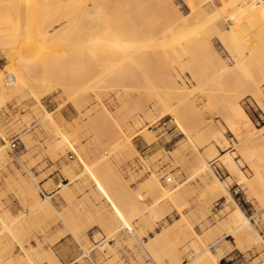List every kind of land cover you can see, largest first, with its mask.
<instances>
[{"label": "rangeland", "instance_id": "rangeland-1", "mask_svg": "<svg viewBox=\"0 0 264 264\" xmlns=\"http://www.w3.org/2000/svg\"><path fill=\"white\" fill-rule=\"evenodd\" d=\"M78 1L52 2L68 12L63 13L67 21L53 26L67 22L61 35L70 36L63 47L0 46L6 80L9 74L14 82L18 77L11 71L10 52L29 64L33 79L20 91H3L0 85V264H198L194 260L203 248L212 257L223 252L221 264H264V128L259 129L264 110L251 95L231 93L229 81H216L222 70L199 42L211 34L213 47L234 63L218 38L241 20L234 3L193 0L197 9L190 0H174L179 9L174 11L163 2L155 8L158 0L142 5L143 0H117L122 5L115 3L114 15L119 7L130 12L119 9L122 14L115 16L121 23L105 15L89 19L83 11L87 14L92 0ZM44 12L37 16L46 18ZM127 21L135 22L133 27ZM124 47L132 53L124 54ZM43 80L58 89L38 99L30 87ZM21 91H28L27 98ZM261 91L264 101V83ZM236 105L245 118L235 112ZM64 108L74 117L63 118ZM165 109L178 111L183 128ZM227 151L236 167L220 159ZM157 181L168 195L159 209L142 214V206L163 192ZM237 203L258 231L242 247L235 235H225Z\"/></svg>", "mask_w": 264, "mask_h": 264}, {"label": "bare ground", "instance_id": "bare-ground-1", "mask_svg": "<svg viewBox=\"0 0 264 264\" xmlns=\"http://www.w3.org/2000/svg\"><path fill=\"white\" fill-rule=\"evenodd\" d=\"M55 0H0V46L2 47H9V48H17V47H27V48H32V49H39L38 51H41L44 50V49H52L54 48L55 46H64L66 43H67V39L69 38L68 36H62L61 35V31H63V27L67 24L63 23L62 25L60 24V26L58 28H53L54 25L60 23L62 21V18L67 21L64 17L66 16L65 14L68 15V12L65 13V10L63 11L62 8L61 11L62 12V16H61V11H59V9H57L52 2H54ZM56 1H59V0H56ZM78 1V0H77ZM83 1L85 2V4L87 3L86 0H79L78 2L80 3H83ZM90 1V0H88ZM105 1H108V0H104L103 3ZM111 1L112 4V8H111V3L109 4L108 7H106L107 3H109ZM108 1L107 3L105 2V6L103 5L102 0L100 2V0H92V5L89 7V10L87 11V14H85V11H83L84 15H89V17H103L104 15L110 20V19H114V17H117L115 15H119L120 13L122 14V11L121 10H128L126 6H128V3L129 1L131 2V0H129L128 2H126L127 4L123 5L124 7L126 8H118V14L115 13L114 15V6H115V3L117 4V7H118V3L121 2V1H118L117 3V0H110ZM125 1V0H124ZM123 1V2H124ZM127 1V0H126ZM133 1V0H132ZM141 1V0H139ZM145 0H143V2L141 3V5L144 2ZM156 1V0H155ZM159 2L158 5L155 4V8L156 6H163L162 3L160 4V2H163L164 3H168L170 4L169 6H171V8L174 10V11H178L179 9H177L175 6V1L174 0H158ZM189 1V0H188ZM206 1V0H205ZM234 5L236 6L237 10L240 12L241 14V20L237 23H234L232 24L229 28H228V31H226V33L224 34H221L219 35V40L221 41V43L223 44V47L225 48V50L234 57V63L233 64H230L222 55L221 53L217 52V50L215 49V47H213L212 43H211V37L213 38V36H211V34H208L206 32V37H203L201 41H199L200 43H204L206 45V48L207 50L209 51V53L207 52V54H212L214 57V61L215 63H218L220 69L222 70V72L218 73L217 76L215 77L216 81H221L223 82L224 80L226 81H229L230 84H231V89L232 92L231 93H239L241 96H244V95H251L258 103V105L264 110V101L262 100V91H261V85L264 83V0H231ZM65 2V1H64ZM62 3V5L66 4L67 2L65 3ZM75 2V1H73ZM72 2V3H73ZM78 2L76 4H78ZM134 2H136L134 0ZM133 2V3H134ZM138 2V0H137ZM151 2V0H150ZM153 2V1H152ZM186 2V1H185ZM191 3H193L192 6H194V2L196 1H189ZM201 2V1H200ZM204 2V1H203ZM202 2V3H203ZM50 3H52L53 6L50 5ZM59 3V2H58ZM140 3V2H139ZM147 3V2H146ZM156 3V2H154ZM153 3V4H154ZM198 3V1H197ZM61 4V3H60ZM68 4L71 5V3L69 2ZM67 4V5H68ZM88 4V3H87ZM132 3H130V6L131 8L135 6V4L131 5ZM138 4V3H136ZM151 4V3H150ZM196 4V3H195ZM69 5V6H70ZM119 5H122V3ZM200 5V4H199ZM56 6H59V4H56ZM76 6V5H75ZM165 6V5H164ZM198 4H196L194 7H197ZM68 7V6H67ZM152 6H150L149 8H151ZM168 7V5L166 6ZM165 7V8H166ZM199 7V6H198ZM197 7V9H198ZM70 8V7H69ZM68 8V10H69ZM75 7H72V10L74 9ZM85 8H87L85 6ZM111 8V9H110ZM130 8V7H128ZM130 8V9H131ZM140 8L142 9V6H140ZM144 8V6H143ZM159 8H161L159 6ZM164 8V7H163ZM63 9H65V7L63 6ZM111 11H110V10ZM121 9V10H119ZM146 9V8H144ZM154 9V8H153ZM169 9V8H168ZM195 9V8H194ZM195 9V12L196 10ZM47 11V14L46 18H40L39 16H37L38 13H40V11ZM71 10V8H70ZM139 10V9H138ZM161 10V9H160ZM116 11V9H115ZM120 11V13H119ZM134 11V9H133ZM132 11V12H133ZM137 11V9H136ZM134 11V12H136ZM198 11V10H197ZM73 12L75 13V10H73ZM73 12L69 13V15L73 14ZM132 12H131V16L130 18L132 17ZM143 12V11H141ZM140 12V13H141ZM145 12V11H144ZM159 12V11H158ZM201 12V11H200ZM42 13V12H41ZM43 13V15H45ZM63 13L64 16H63ZM82 13V15H83ZM124 13V11H123ZM129 10H128V16H129ZM139 13V14H140ZM168 13V12H167ZM177 13V12H176ZM199 13V12H198ZM204 13V12H203ZM135 14V13H134ZM146 14V13H145ZM165 14V13H164ZM83 15V16H84ZM149 15H153V14H149ZM161 15V14H160ZM177 15H181L179 18L176 17L177 19H180L182 17V14L179 12L177 13ZM193 12H192V16H193ZM198 16V14H195ZM201 15V14H200ZM75 16V15H74ZM120 16V15H119ZM122 16H125L124 14ZM139 16H142L139 15ZM138 15L135 17H139ZM184 16V15H183ZM202 16V15H201ZM73 17V16H72ZM86 17V16H85ZM84 17V18H85ZM88 17V16H87ZM91 17L89 19H91ZM134 17V16H133ZM132 17V18H133ZM144 17V16H142ZM141 17V18H142ZM147 17V15H146ZM152 17V16H151ZM159 17V16H158ZM205 16H203L204 18ZM71 18V17H70ZM82 18V17H81ZM80 18V19H81ZM119 17H117V20L119 21L118 19ZM155 18V17H154ZM176 18L174 17L173 18V21L176 20ZM190 18V16L188 17ZM201 18V17H200ZM74 19V17H73ZM86 19V18H85ZM106 19V18H105ZM136 19V18H135ZM144 19V18H143ZM141 19V20H143ZM148 19V18H147ZM146 19V20H147ZM183 19V17H182ZM180 19V20H182ZM191 19V18H190ZM189 19V20H190ZM195 19V18H194ZM206 19V18H205ZM69 20V19H68ZM71 20V19H70ZM69 20V21H70ZM92 20V19H91ZM90 20V21H91ZM103 22H104V18H102ZM108 20V21H109ZM124 21V19H122ZM138 20V19H136ZM135 20V21H136ZM161 20V19H160ZM167 20L168 19V16H167ZM172 20V18H171ZM170 20V22H171ZM180 20H178L180 22ZM185 20V19H183ZM73 21V20H72ZM71 21V22H72ZM76 21V20H75ZM87 21V19H86ZM134 21V19H133ZM132 21V22H133ZM149 22V19L147 20ZM207 21V20H206ZM64 22V21H63ZM79 22H81L79 20ZM89 22V21H88ZM121 22V19L120 21ZM118 22V23H119ZM129 21H127L128 23ZM131 22V21H130ZM131 22V23H132ZM138 22V21H137ZM143 22V21H142ZM141 22V23H142ZM158 22V20L156 21ZM155 22V23H156ZM175 22V23H174ZM173 23L174 24H177V21H174ZM192 22V21H191ZM211 22H213L211 20ZM73 23V22H72ZM78 23V22H77ZM96 23V22H95ZM106 23V22H105ZM122 23V22H121ZM126 23V22H125ZM131 23L128 25H131ZM135 22H133L134 24ZM154 23V24H155ZM167 23V22H166ZM184 23V22H183ZM193 23V22H192ZM206 23V22H205ZM65 24V25H64ZM80 24V23H79ZM139 24V23H138ZM144 24V22H143ZM151 24V23H150ZM162 24V23H161ZM189 23L187 22V25ZM202 24V21L201 23ZM204 24V23H203ZM209 24V22H208ZM73 25V24H72ZM74 25H77V24H74ZM82 25V24H81ZM120 25H123V24H120ZM119 25V26H120ZM127 25V24H125ZM146 25V24H145ZM172 25V24H171ZM194 25V24H193ZM191 25V26H193ZM212 25V24H210ZM209 25V26H210ZM214 25V24H213ZM78 26V25H77ZM95 26V24H94ZM132 26V25H131ZM138 26V25H137ZM148 26V25H147ZM170 26V25H169ZM190 26V27H191ZM208 26V25H206ZM258 26L260 27L261 29V32L259 33L257 28ZM73 27V26H72ZM87 27V26H86ZM90 27V25L88 26ZM133 27V26H132ZM136 27V26H134ZM163 27V26H162ZM167 27V26H166ZM176 27V25H175ZM198 27V26H197ZM201 27V26H200ZM204 27V26H203ZM22 28H24V30L27 31V34L26 36H23V31ZM120 28V27H119ZM129 28H131L129 26ZM138 28V27H137ZM145 28V27H144ZM171 28V27H169ZM194 28V27H192ZM199 28V27H198ZM208 28H211V27H208ZM52 29V30H51ZM66 29V28H65ZM74 27L70 30H73ZM122 29V28H121ZM140 29V28H139ZM161 29V27H160ZM176 29V28H175ZM204 29V28H203ZM206 29V28H205ZM51 30V31H50ZM69 30V29H68ZM69 30V31H70ZM156 30V29H155ZM164 30V29H163ZM188 30V29H187ZM196 30H198L196 28ZM196 30H194L196 32ZM215 30H216V27H215ZM214 30V31H215ZM67 31V30H66ZM65 31V32H66ZM67 31V32H69ZM74 31V30H73ZM121 31V30H120ZM131 31V30H130ZM128 31V32H130ZM135 31V30H134ZM146 31V30H145ZM167 31V30H166ZM191 31V30H190ZM202 31V30H201ZM207 31V30H206ZM212 32V31H211ZM210 32V33H211ZM216 32V31H215ZM47 33V34H45ZM120 33H123L122 31ZM132 33V32H131ZM130 33V34H131ZM148 33V32H146ZM161 33V32H159ZM158 33V34H159ZM205 33V32H203ZM44 34L43 38H40L39 40L37 39L40 35ZM63 34V33H62ZM71 34V33H70ZM133 34H135L133 32ZM93 35V34H92ZM124 35H126L124 33ZM135 35H138V34H135ZM151 35V34H149ZM202 35V33H201ZM215 35V33H214ZM91 36V35H90ZM153 36V35H152ZM156 36V35H155ZM205 36V35H204ZM96 37H94L93 40H96ZM131 37V36H130ZM133 37V36H132ZM149 37V36H147ZM154 37V36H153ZM195 37V36H194ZM215 37V36H214ZM140 38V37H139ZM151 39V37H149ZM132 39V38H131ZM135 39V38H133ZM132 39V40H133ZM145 39V38H144ZM148 39V38H147ZM131 40V41H132ZM136 40V39H135ZM134 40V41H135ZM140 40V39H139ZM92 41V40H91ZM138 41V40H137ZM142 41V39H141ZM140 41V42H141ZM143 41H146V40H143ZM95 41H92L91 44H94V47L97 46V44L93 43ZM134 44V43H132ZM131 44V45H132ZM135 46L137 44H134ZM140 45V43L138 44ZM139 46H137L138 48ZM59 48V47H58ZM130 48V45L129 47ZM137 48L134 46L132 47V50L136 49L135 51H137ZM141 48V47H140ZM11 50V49H10ZM124 50V54L128 52L127 49H125V47L123 48ZM131 50V48H130ZM129 50V51H130ZM9 51V50H8ZM8 51H6L8 53ZM56 51V50H55ZM140 51V50H139ZM14 52H17L16 50ZM48 52V51H47ZM46 51L44 53H46L48 55ZM50 52V51H49ZM54 52V50H53ZM53 52H51V54H53ZM131 52V51H130ZM134 52V51H133ZM206 52V51H205ZM204 52V53H205ZM11 53V52H10ZM9 53V57L10 59L13 61L12 62V65L11 67L13 69H11V71H15L18 75L17 77V81L16 82H9L8 80H6L5 78V69H0V85L2 87V90H6L8 88H11V87H14V88H18L19 91L21 88L23 87H27L29 86L30 82H32L31 80L33 79H30L29 77V64L26 63V62H23L21 60H17L16 58H14V56L16 57V54L14 56H12V54ZM132 53V52H131ZM136 53V52H135ZM134 53V54H135ZM34 55H35V52H34ZM33 55V56H34ZM205 56V54H203ZM38 56V54H37ZM45 57V55H42V57ZM135 56V55H134ZM208 56V55H207ZM19 57V56H18ZM43 57V59H44ZM209 57V56H208ZM35 58V57H34ZM203 59H206L204 57H202ZM210 58V57H209ZM206 59V61L208 62V59ZM20 59V58H19ZM43 59H39L38 61L40 62V60H42L41 62L44 63ZM211 60V59H209ZM35 61H37L35 59ZM37 61V63H38ZM205 61V62H206ZM34 63V62H32ZM36 63V64H37ZM214 63V64H215ZM35 64V63H34ZM35 64V65H36ZM41 65V63H39ZM38 64V65H39ZM44 65H46L44 63ZM210 66V65H209ZM9 66H6L5 68H8ZM42 67V66H41ZM29 68V69H28ZM40 68V66H39ZM216 68V67H215ZM32 69V68H31ZM35 70V69H34ZM37 70V69H36ZM39 70V69H38ZM42 70V69H41ZM9 73V72H8ZM41 73V72H40ZM40 75V74H39ZM44 75V74H43ZM46 75V74H45ZM8 76V75H7ZM42 75H40V79H41ZM36 78V77H35ZM38 78V77H37ZM44 78V77H43ZM48 80V79H47ZM208 84L211 82V79H208ZM36 81V79H35ZM220 82V83H221ZM202 83V82H201ZM203 83H207V80H204ZM202 83V85H204ZM57 84V83H56ZM54 83H51L50 80L49 82L45 83V81L43 80L42 82H33L32 85H33V89L30 87L31 89V92L33 93V95H37L36 97L38 99H42V96L44 97V95L48 94V93H51L52 91L58 89V86ZM200 85V84H199ZM201 88V86H200ZM204 88V87H203ZM24 89V88H23ZM22 95L20 94V96L22 97H25L28 95V91H21ZM31 96V95H30ZM27 98V97H25ZM35 98V97H34ZM169 106V105H168ZM237 106V105H236ZM172 108V107H170ZM177 108V107H176ZM235 109V112H237L239 114L240 117H246L245 115V111L243 110V108L241 106H237L234 108ZM166 113H173L174 118H177L178 116L176 115V112L178 111H175L174 112V109H165ZM179 114V113H178ZM52 115V114H51ZM52 118V117H51ZM50 118V120H51ZM47 119V118H46ZM177 124L183 128L182 124L180 123V120L179 118L175 119ZM48 121V120H47ZM53 123V122H52ZM250 124V122H248ZM247 125V124H246ZM252 126V125H251ZM250 128V127H249ZM264 128V126H262L261 128L259 129H262ZM254 129V128H252ZM250 129V132H253V130ZM241 131V128H236V127H232V132L233 133H236V135L240 136V133L242 134ZM184 132V131H182ZM225 136H223L222 138H224ZM128 143H130L129 141V138H128ZM224 145H227L228 144V141L226 138H224ZM185 144V143H184ZM183 145V144H182ZM187 146V145H185ZM75 150L76 148L73 147ZM182 148V147H181ZM2 148H0L1 150ZM177 149L179 150V148H176V151ZM181 150V149H180ZM179 150V151H180ZM3 151V150H2ZM77 151V150H76ZM79 152V151H77ZM2 153V152H1ZM177 153V152H176ZM79 154V153H78ZM80 155V154H79ZM224 158V162H227L229 165L231 164V166H235V160L232 156V154H230L229 151L225 152L224 154H222L220 156V159L221 158ZM81 160H83L81 158ZM207 166H205L206 168L208 169H212L211 167H209V163L206 164ZM238 165V164H237ZM236 167V166H235ZM241 178L243 179V181H246V176L244 174H241ZM156 178V177H155ZM153 177V179L156 180ZM153 180V181H154ZM98 181V180H97ZM217 181L219 183V186L222 187V189L224 190V192H226L227 194L229 193L228 191V188L225 186V183L219 179L217 177ZM157 184L162 187V190L163 192L161 194H158L157 196L155 195L154 196V200L153 202L148 206V207H144L142 206V214H143V209L144 210H150V211H156L158 208V205L160 204L161 201H163V199H165V196L168 195L167 191L165 190L164 191V186L159 182L157 181ZM156 184V185H157ZM99 186H101V184L99 183ZM172 193H170L171 195ZM230 196V195H229ZM171 197V196H170ZM231 197V196H230ZM233 199V198H232ZM47 200L49 201V196L47 198ZM234 201V200H233ZM114 203V202H113ZM145 205V204H144ZM160 206V205H159ZM138 207V206H137ZM141 212H140V215H141ZM227 225H226V228H225V235L226 236H229V235H235L237 237V244L239 245V247H242V246H246V243L249 241V239H255L256 236L258 235V231L255 229L253 223L250 221V218L246 215L245 211L243 210V208L237 203L236 206L233 208V210L231 211V213L229 214V218H228V221H227ZM226 224V223H225ZM225 226V225H224ZM176 228V227H175ZM158 234H161V232H158ZM257 234V235H256ZM260 238V237H259ZM153 239H156V237H153ZM248 239V241H247ZM261 239V238H260ZM156 241V240H154ZM153 243V241H151ZM153 246V245H152ZM197 248V250H199L198 247H195ZM224 253L221 252L220 255L217 257L216 256H211V254L209 253V250L208 248H203L201 250L198 251V256L196 255V261L194 260V262H197L198 261V264H221L220 263V257H222ZM19 260V259H18ZM20 264H21V260H19ZM191 262V261H190ZM19 264V263H18ZM185 264H188V263H185ZM190 264V263H189ZM192 264V263H191ZM194 264V263H193Z\"/></svg>", "mask_w": 264, "mask_h": 264}, {"label": "crops", "instance_id": "crops-1", "mask_svg": "<svg viewBox=\"0 0 264 264\" xmlns=\"http://www.w3.org/2000/svg\"><path fill=\"white\" fill-rule=\"evenodd\" d=\"M47 105H51V103H49ZM60 114L65 119H67V117H70V118L74 117L73 112L67 111V109H65V108L63 110H61Z\"/></svg>", "mask_w": 264, "mask_h": 264}, {"label": "built area", "instance_id": "built-area-1", "mask_svg": "<svg viewBox=\"0 0 264 264\" xmlns=\"http://www.w3.org/2000/svg\"><path fill=\"white\" fill-rule=\"evenodd\" d=\"M8 81L11 82V83L14 82L15 81V76L13 74H9L8 75ZM168 180H171V178H168Z\"/></svg>", "mask_w": 264, "mask_h": 264}]
</instances>
